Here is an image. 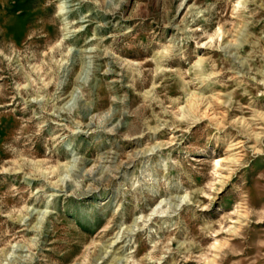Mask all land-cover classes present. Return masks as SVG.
Here are the masks:
<instances>
[{
	"label": "rangeland",
	"instance_id": "rangeland-1",
	"mask_svg": "<svg viewBox=\"0 0 264 264\" xmlns=\"http://www.w3.org/2000/svg\"><path fill=\"white\" fill-rule=\"evenodd\" d=\"M0 264H264V0H0Z\"/></svg>",
	"mask_w": 264,
	"mask_h": 264
}]
</instances>
